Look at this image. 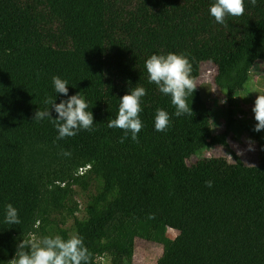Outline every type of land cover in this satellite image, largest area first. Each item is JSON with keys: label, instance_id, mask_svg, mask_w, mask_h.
I'll return each instance as SVG.
<instances>
[{"label": "trees", "instance_id": "trees-1", "mask_svg": "<svg viewBox=\"0 0 264 264\" xmlns=\"http://www.w3.org/2000/svg\"><path fill=\"white\" fill-rule=\"evenodd\" d=\"M213 2L147 0L144 58L137 72L149 103L139 113L143 127L138 142L129 133L121 143L124 130L109 128L110 118L103 112L104 0H63L59 68L68 94L55 102L80 93L93 113L94 131L80 130L61 140L51 119H33L38 109L47 107L53 118L58 116L45 104L48 0H24L22 42L0 25V36L19 50L14 89L0 92V235L19 244L32 237L79 234L91 253L90 264H101L99 257L110 251L116 254L114 264H130L136 238L160 244L162 264H264V137L247 116L236 118L248 114L238 97L250 91L253 65L264 61V32L244 41L239 17L228 16L225 25L218 24L210 14ZM214 51L223 52V69L213 81L224 94L227 121L223 131L210 134V107L201 91L196 87L189 97L193 113L175 116L170 96L149 83L145 61L152 54L183 53L195 80ZM157 108L170 116L164 132L154 128ZM234 122L257 144L255 170L230 147ZM215 147L234 159L238 175L253 192H246L237 178L221 190L211 189L201 163L171 173V161L199 158ZM79 194L85 197L82 217ZM9 203L18 210V225L5 222ZM169 217L177 223L174 237L167 232ZM67 219L72 220L69 227Z\"/></svg>", "mask_w": 264, "mask_h": 264}, {"label": "rangeland", "instance_id": "rangeland-1", "mask_svg": "<svg viewBox=\"0 0 264 264\" xmlns=\"http://www.w3.org/2000/svg\"><path fill=\"white\" fill-rule=\"evenodd\" d=\"M245 12L239 16L242 24L243 39L250 41L264 32V0H257L255 6L250 0H244ZM48 15L43 28V43L47 52L45 73L48 77L49 89L47 98L60 100L56 93L53 76L62 79L59 68L60 51L64 46L63 0H48ZM147 0H104V35L107 53L105 56L106 71L103 83L106 89V101L103 112L114 119L119 108L120 97L130 89L141 86L137 68L144 58V27L146 22ZM24 16V0H0V25L8 28L15 39L22 42ZM264 61L256 62L251 71L249 92H241L238 97L240 106L245 108L247 115H237L236 118H248V123L254 129L257 123L252 111L256 97L264 93ZM223 52L214 51L209 60L197 72L194 80L196 87L210 107L209 133L215 134L226 128L227 108L223 92L214 84L213 77L223 69ZM19 74V50L11 48L9 43L0 36V92L9 94L14 86L11 83ZM256 90V91H253ZM258 91V92H257ZM141 106L147 105V96L141 98ZM264 137V130L259 132ZM230 147L250 170H255L257 162V144L247 134L238 122L231 126L229 137ZM192 163L205 165L208 180L212 181L211 189L225 188L231 179L237 178L243 184L245 191L253 192V187L240 178L236 171L234 159L221 147H215L201 157L173 160L170 171L173 174L181 172ZM93 188H91L92 190ZM80 205L78 215L83 216L82 209L85 197L77 196ZM170 226L167 229L170 237L176 236L177 223L169 217ZM72 224L66 220V226ZM9 240V241H8ZM18 243L10 235H0V255L3 264H10L17 250ZM116 254L113 251L99 257L101 264H114ZM162 246L141 238L135 239L134 253L130 264H162Z\"/></svg>", "mask_w": 264, "mask_h": 264}, {"label": "clouds", "instance_id": "clouds-1", "mask_svg": "<svg viewBox=\"0 0 264 264\" xmlns=\"http://www.w3.org/2000/svg\"><path fill=\"white\" fill-rule=\"evenodd\" d=\"M250 3L255 6L257 0H250ZM244 12V0H214L210 5L211 16L221 25L226 24V17H239ZM145 68L149 83L157 85L161 93L170 96L171 104L175 108V116L193 113L188 100L194 93L196 85L191 76L192 66L187 55L175 52L152 54L146 59ZM52 80L56 93L67 96L68 82L59 76H53ZM146 94L143 86H136L120 97L118 114L116 118L108 121L107 126L124 130L121 143L128 138L129 133L131 139L138 142V134L143 127L139 117L140 102ZM45 104L50 105L58 116L53 118L50 107H47L44 110L38 109L33 119L37 121L44 118L51 119L58 130L57 140L75 136L80 130L94 131L93 113L88 111V103L80 93L71 95L59 103L48 99L45 100ZM252 111L257 122L253 130L256 132L264 130V93L259 92ZM169 123V113L163 108H157L154 117L155 130L164 132L169 127ZM64 155L70 153L65 152ZM206 185L211 187L212 181H206ZM5 222L10 225L20 223L18 210L11 203L6 205ZM90 259L91 253L79 234H70L67 239L56 234L23 239L17 245L10 264H90Z\"/></svg>", "mask_w": 264, "mask_h": 264}, {"label": "built area", "instance_id": "built-area-1", "mask_svg": "<svg viewBox=\"0 0 264 264\" xmlns=\"http://www.w3.org/2000/svg\"><path fill=\"white\" fill-rule=\"evenodd\" d=\"M87 167H88V166H87ZM87 167H85V168H80V169H79V172L82 173Z\"/></svg>", "mask_w": 264, "mask_h": 264}, {"label": "crops", "instance_id": "crops-1", "mask_svg": "<svg viewBox=\"0 0 264 264\" xmlns=\"http://www.w3.org/2000/svg\"><path fill=\"white\" fill-rule=\"evenodd\" d=\"M264 63V62H263ZM254 67V66H253ZM252 71V70H251ZM263 78H264V75L262 76ZM250 82V81H249ZM249 85H250V83H249ZM250 88H251V92H252V86L250 85Z\"/></svg>", "mask_w": 264, "mask_h": 264}]
</instances>
